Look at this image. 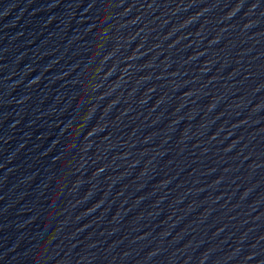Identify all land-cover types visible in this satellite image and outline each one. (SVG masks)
I'll use <instances>...</instances> for the list:
<instances>
[{"label": "water", "instance_id": "95a60500", "mask_svg": "<svg viewBox=\"0 0 264 264\" xmlns=\"http://www.w3.org/2000/svg\"><path fill=\"white\" fill-rule=\"evenodd\" d=\"M0 264H264V0H0Z\"/></svg>", "mask_w": 264, "mask_h": 264}]
</instances>
